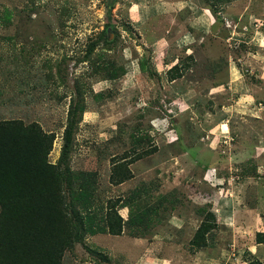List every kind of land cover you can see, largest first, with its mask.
I'll return each instance as SVG.
<instances>
[{
    "label": "rangeland",
    "instance_id": "374dc122",
    "mask_svg": "<svg viewBox=\"0 0 264 264\" xmlns=\"http://www.w3.org/2000/svg\"><path fill=\"white\" fill-rule=\"evenodd\" d=\"M207 4L0 0V121L37 122L54 133L49 159L58 164L79 86L88 111L71 169L97 172V204L142 192V205L119 210L127 221L163 197L174 201L145 236L126 227L122 236L88 237L64 264L264 263V244L257 242L264 233V0L218 5L220 19ZM5 9L13 11L12 22L1 19ZM107 25L113 45L103 41ZM90 44L95 60L104 55L94 65L85 58ZM112 62L125 68L122 78L109 81L94 71ZM178 63L182 70L173 75L180 78L172 81L169 70ZM98 93L110 98L99 103ZM138 133L151 140L135 146ZM155 148L131 165L134 179L110 183L113 159ZM204 208L219 226L209 247L194 252L190 241Z\"/></svg>",
    "mask_w": 264,
    "mask_h": 264
},
{
    "label": "trees",
    "instance_id": "16d2710c",
    "mask_svg": "<svg viewBox=\"0 0 264 264\" xmlns=\"http://www.w3.org/2000/svg\"><path fill=\"white\" fill-rule=\"evenodd\" d=\"M205 1L208 3L206 9H211L220 19L217 6L236 0ZM13 14L12 10L5 9L1 19L12 22ZM109 28L107 25L103 32V41L113 45L117 38L114 41L109 38ZM112 31L118 35L115 28ZM51 34L54 36V31ZM95 46L89 45L85 57L86 60H92L93 65L104 56L99 53L96 60L92 57ZM41 47L39 44L36 48L41 50ZM100 69L94 71L105 75L109 81L126 74L124 67H115L113 62L104 63ZM141 69L147 72L148 61H141ZM178 70H182L179 63L169 70L172 81L180 78L178 74L173 75ZM180 74L184 75V71ZM86 94V90L76 86L75 96L70 101L64 145L58 164L51 163L49 159L55 141L54 133H45L37 122L26 125L21 119L0 121V264H64L66 253L73 251L78 244L83 245L88 237L122 236L126 227L136 236H145L161 221L160 211L169 209L166 203L174 206V201L163 197L155 204L143 206L144 209L136 211L125 221L119 210L129 204L142 205V192H134L126 201L116 199L109 200L106 206L97 204V172L71 169L76 135L88 111ZM94 98L100 103L110 96L98 93ZM132 139L137 144L135 146L151 140L149 135L139 133L132 135ZM155 151L156 148L141 153L132 149L134 158L125 153L113 159L110 183L120 186L134 179L131 165ZM199 212L203 221L190 241L194 252L209 247V236L219 226L212 211L204 208ZM257 242L264 244V233L257 234ZM92 252L103 258L100 253ZM105 260L109 262L107 257ZM248 264L264 263L255 259Z\"/></svg>",
    "mask_w": 264,
    "mask_h": 264
},
{
    "label": "bare ground",
    "instance_id": "6f19581e",
    "mask_svg": "<svg viewBox=\"0 0 264 264\" xmlns=\"http://www.w3.org/2000/svg\"><path fill=\"white\" fill-rule=\"evenodd\" d=\"M225 129V128H224Z\"/></svg>",
    "mask_w": 264,
    "mask_h": 264
},
{
    "label": "water",
    "instance_id": "95a60500",
    "mask_svg": "<svg viewBox=\"0 0 264 264\" xmlns=\"http://www.w3.org/2000/svg\"><path fill=\"white\" fill-rule=\"evenodd\" d=\"M112 38V37H111Z\"/></svg>",
    "mask_w": 264,
    "mask_h": 264
}]
</instances>
